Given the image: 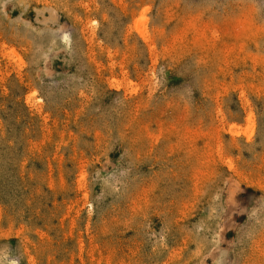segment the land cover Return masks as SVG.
I'll list each match as a JSON object with an SVG mask.
<instances>
[{
  "label": "rangeland",
  "instance_id": "1",
  "mask_svg": "<svg viewBox=\"0 0 264 264\" xmlns=\"http://www.w3.org/2000/svg\"><path fill=\"white\" fill-rule=\"evenodd\" d=\"M0 264H264V0H0Z\"/></svg>",
  "mask_w": 264,
  "mask_h": 264
}]
</instances>
